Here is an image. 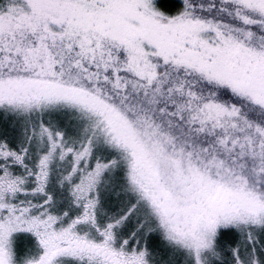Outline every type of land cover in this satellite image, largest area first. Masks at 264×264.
I'll list each match as a JSON object with an SVG mask.
<instances>
[{"label":"snow or ice","instance_id":"snow-or-ice-1","mask_svg":"<svg viewBox=\"0 0 264 264\" xmlns=\"http://www.w3.org/2000/svg\"><path fill=\"white\" fill-rule=\"evenodd\" d=\"M0 264H264V0H0Z\"/></svg>","mask_w":264,"mask_h":264}]
</instances>
